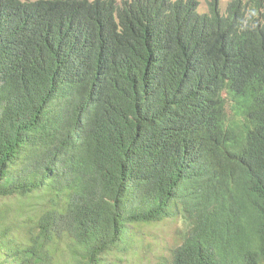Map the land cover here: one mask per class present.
Segmentation results:
<instances>
[{"label": "trees", "instance_id": "1", "mask_svg": "<svg viewBox=\"0 0 264 264\" xmlns=\"http://www.w3.org/2000/svg\"><path fill=\"white\" fill-rule=\"evenodd\" d=\"M0 264H264V0H0Z\"/></svg>", "mask_w": 264, "mask_h": 264}, {"label": "rangeland", "instance_id": "2", "mask_svg": "<svg viewBox=\"0 0 264 264\" xmlns=\"http://www.w3.org/2000/svg\"><path fill=\"white\" fill-rule=\"evenodd\" d=\"M30 1H36V0H30ZM89 1H95V0H89ZM115 1L121 2L122 0H115ZM198 1L201 3V7L203 9H208L212 0H198ZM230 1L231 0H219V3L223 9H226ZM155 229L160 233L166 234L168 238L170 239L175 234L176 225L166 223V224H161L159 226H156Z\"/></svg>", "mask_w": 264, "mask_h": 264}]
</instances>
